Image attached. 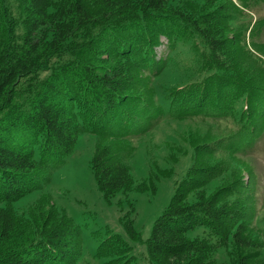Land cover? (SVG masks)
I'll return each mask as SVG.
<instances>
[{"label":"rangeland","instance_id":"rangeland-1","mask_svg":"<svg viewBox=\"0 0 264 264\" xmlns=\"http://www.w3.org/2000/svg\"><path fill=\"white\" fill-rule=\"evenodd\" d=\"M0 6L1 41L14 36L21 42L24 14L18 0H0ZM169 6L171 17L157 21L165 32L134 35L141 51L133 59L125 108L101 122L78 111L83 132L73 151L65 159L52 156L41 189L13 207L28 219L38 207H55L79 224L84 252L78 264H109L98 250L117 240L136 264H154L148 239L175 194L186 193L191 204L200 194L207 199L219 194L242 212L244 235L257 244L242 252L256 255L253 264H264V0H170ZM179 11L191 18L220 17L219 32L229 42L223 67L210 59L201 37L174 18ZM51 74L22 80L17 102L27 103L39 85L34 83ZM10 138L17 146H34L38 156V137L21 130ZM104 146L112 147L134 179L130 192L108 202L92 169ZM189 236L212 244L207 264H237L233 236L222 242L206 224Z\"/></svg>","mask_w":264,"mask_h":264},{"label":"trees","instance_id":"trees-1","mask_svg":"<svg viewBox=\"0 0 264 264\" xmlns=\"http://www.w3.org/2000/svg\"><path fill=\"white\" fill-rule=\"evenodd\" d=\"M18 2L24 14L22 41L11 36L2 42L0 37V264H78L84 252L79 224L55 207H38L30 219L24 218L13 204L41 189L52 156L65 159L73 151L83 132L78 111L101 122L125 108L126 92L133 84V59L141 51L139 37L134 35L165 32L167 27L157 21L171 17L167 14L170 0ZM177 14L173 17L192 28L209 48L210 59L223 67L229 42L219 32L220 17ZM67 56L72 59L52 65L53 59ZM47 70L52 74L36 80L34 85H39L29 101L17 102L21 81L36 79ZM21 130L39 138L35 142L38 156L34 146H17L10 138ZM92 169L107 202L134 186L130 168L111 146L97 149ZM185 194L176 193L156 220L147 243L150 260L154 264H207L212 244L189 236L206 224L222 242L233 236L237 264H253L256 255L242 252L257 246L244 235L242 212L223 203L219 194L209 199L200 194L194 204ZM127 231L135 235L131 223ZM117 241L103 242L99 258H109V264H136Z\"/></svg>","mask_w":264,"mask_h":264}]
</instances>
